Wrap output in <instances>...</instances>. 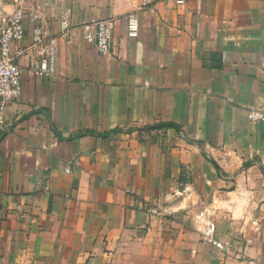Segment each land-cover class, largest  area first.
Wrapping results in <instances>:
<instances>
[{
  "label": "crops",
  "instance_id": "1",
  "mask_svg": "<svg viewBox=\"0 0 264 264\" xmlns=\"http://www.w3.org/2000/svg\"><path fill=\"white\" fill-rule=\"evenodd\" d=\"M150 2L132 38L142 0L29 1L12 45L23 92L0 126V264H264L248 113L264 109V0ZM110 18L103 56L81 26ZM38 25L59 37L52 76L28 72ZM211 221L230 251L202 237Z\"/></svg>",
  "mask_w": 264,
  "mask_h": 264
},
{
  "label": "built area",
  "instance_id": "2",
  "mask_svg": "<svg viewBox=\"0 0 264 264\" xmlns=\"http://www.w3.org/2000/svg\"><path fill=\"white\" fill-rule=\"evenodd\" d=\"M30 0H12L0 4V126L5 124L6 103L22 95V69L16 61V57L22 54L18 50L12 53V45L22 42L25 38V17L27 5ZM175 4L183 6L187 0H173ZM13 5V9L8 6ZM153 8L150 0H142L138 9L125 18L128 21V32L132 38H138L140 34L139 13ZM200 12V9L198 10ZM61 25L64 30L68 28V19L63 16ZM116 27V19H99L84 22L81 26L83 40L97 48L98 52L107 56L112 51V38ZM63 30V31H64ZM58 36H46L42 25L33 30L31 47L36 54L34 60L28 66V72L39 76H52L56 73L59 55ZM249 118L263 125L264 134V109L256 106L248 108ZM139 208L151 215L161 214L158 206L146 201ZM216 223L211 221L202 232V237L224 251H230L232 245L222 243L216 238Z\"/></svg>",
  "mask_w": 264,
  "mask_h": 264
}]
</instances>
